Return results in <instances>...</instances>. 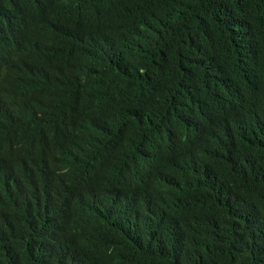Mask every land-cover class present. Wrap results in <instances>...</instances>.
<instances>
[{"label": "trees", "instance_id": "trees-1", "mask_svg": "<svg viewBox=\"0 0 264 264\" xmlns=\"http://www.w3.org/2000/svg\"><path fill=\"white\" fill-rule=\"evenodd\" d=\"M0 264H264V0H0Z\"/></svg>", "mask_w": 264, "mask_h": 264}]
</instances>
